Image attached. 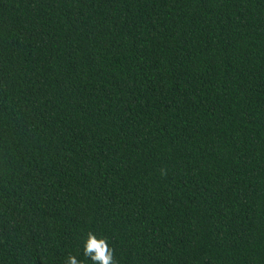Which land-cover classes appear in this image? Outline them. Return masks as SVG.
I'll return each mask as SVG.
<instances>
[{
  "label": "trees",
  "instance_id": "1",
  "mask_svg": "<svg viewBox=\"0 0 264 264\" xmlns=\"http://www.w3.org/2000/svg\"><path fill=\"white\" fill-rule=\"evenodd\" d=\"M264 264V0H0V264Z\"/></svg>",
  "mask_w": 264,
  "mask_h": 264
},
{
  "label": "clouds",
  "instance_id": "2",
  "mask_svg": "<svg viewBox=\"0 0 264 264\" xmlns=\"http://www.w3.org/2000/svg\"><path fill=\"white\" fill-rule=\"evenodd\" d=\"M83 252L92 264H115L113 250L104 238H96L89 233L84 241ZM65 264H80L73 256L67 257Z\"/></svg>",
  "mask_w": 264,
  "mask_h": 264
}]
</instances>
